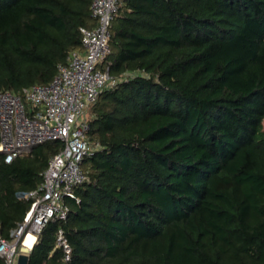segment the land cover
Instances as JSON below:
<instances>
[{"label": "trees", "instance_id": "trees-1", "mask_svg": "<svg viewBox=\"0 0 264 264\" xmlns=\"http://www.w3.org/2000/svg\"><path fill=\"white\" fill-rule=\"evenodd\" d=\"M92 2L0 0V91L49 84L94 25ZM110 47L87 181L28 264H264V0H125ZM62 149L0 155L3 238Z\"/></svg>", "mask_w": 264, "mask_h": 264}, {"label": "built area", "instance_id": "built-area-1", "mask_svg": "<svg viewBox=\"0 0 264 264\" xmlns=\"http://www.w3.org/2000/svg\"><path fill=\"white\" fill-rule=\"evenodd\" d=\"M125 0H93V26L83 27L82 47L73 50L49 84L34 85L18 93L0 91V155L6 163L29 153L34 147L61 141L63 149L49 162L38 190L21 194L33 198L23 223L13 230L10 239L0 235V258L5 264H18L21 254L32 248L24 246L29 234L35 242L53 219L66 221L74 188L87 181L82 162L91 153L87 137L88 112L100 94L116 80L104 67L111 53V27ZM79 201L78 198H76ZM57 247L64 261L72 259V247L63 228L57 232Z\"/></svg>", "mask_w": 264, "mask_h": 264}, {"label": "bare ground", "instance_id": "bare-ground-1", "mask_svg": "<svg viewBox=\"0 0 264 264\" xmlns=\"http://www.w3.org/2000/svg\"><path fill=\"white\" fill-rule=\"evenodd\" d=\"M34 242L35 236L33 234H29L25 239L24 246H26L27 248H32L31 246H34Z\"/></svg>", "mask_w": 264, "mask_h": 264}, {"label": "water", "instance_id": "water-1", "mask_svg": "<svg viewBox=\"0 0 264 264\" xmlns=\"http://www.w3.org/2000/svg\"><path fill=\"white\" fill-rule=\"evenodd\" d=\"M28 263H29V254H21L18 258V264H28Z\"/></svg>", "mask_w": 264, "mask_h": 264}, {"label": "rangeland", "instance_id": "rangeland-1", "mask_svg": "<svg viewBox=\"0 0 264 264\" xmlns=\"http://www.w3.org/2000/svg\"><path fill=\"white\" fill-rule=\"evenodd\" d=\"M91 117V110H89V112H88V118H90ZM31 247H33V246H31Z\"/></svg>", "mask_w": 264, "mask_h": 264}, {"label": "crops", "instance_id": "crops-1", "mask_svg": "<svg viewBox=\"0 0 264 264\" xmlns=\"http://www.w3.org/2000/svg\"><path fill=\"white\" fill-rule=\"evenodd\" d=\"M36 242H34V244H35Z\"/></svg>", "mask_w": 264, "mask_h": 264}]
</instances>
